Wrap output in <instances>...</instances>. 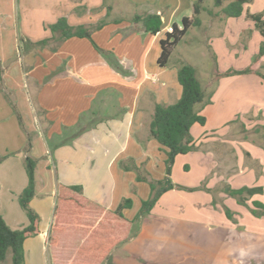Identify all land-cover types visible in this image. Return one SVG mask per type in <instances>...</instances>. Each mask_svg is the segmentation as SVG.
<instances>
[{
  "label": "crops",
  "instance_id": "obj_1",
  "mask_svg": "<svg viewBox=\"0 0 264 264\" xmlns=\"http://www.w3.org/2000/svg\"><path fill=\"white\" fill-rule=\"evenodd\" d=\"M206 1L201 4L200 26L196 29L218 31L223 18L211 19V16L222 14L221 8L232 0H222V7L214 6L216 9H208V12L204 7ZM195 2L0 0V216L12 230L28 224L17 199L27 185L25 159L36 162L35 196L29 205L40 219L36 235L23 244L25 264L35 259V253L40 257V264H61L56 256L59 247L65 244V232L60 234L57 246H51L48 241L59 185L81 187L84 199L109 217L122 200L130 198L132 208L123 211L124 219L130 222L135 215H127L135 208L136 200L139 201L138 212L141 201L149 196L148 184L136 181V171L130 170L131 166L138 170L143 166L152 180L164 177L165 151L149 138V124L154 105L175 103L181 88L176 79L178 59L169 67L168 63L166 67L157 64L159 41L172 25L180 28L182 18L193 16ZM263 6L264 0H252L244 8L250 14H258L264 13ZM145 14L160 17L162 26L156 35L144 32L140 23H116ZM60 18H64L70 27L89 30L90 39L71 38L59 45L50 42L44 49L32 45L22 49L20 39L35 44L50 38L46 28ZM101 23L105 25L97 30ZM259 60L263 61L264 55ZM214 73L212 71L211 75ZM227 78L235 83L240 81V88L235 90L240 95L249 92L242 86L249 79L258 85L255 91L264 90V80L253 71ZM205 109H201L206 118L204 126L194 125L190 129L195 149L177 156L173 166L182 162L186 172H190L191 167L197 170L202 188L204 185V190L218 192L219 199L228 198L224 201L228 205H234L231 199L234 197L225 191L260 188L261 194L249 199L258 198L264 206V168L256 165L250 172L247 169L250 159L247 141L258 138L259 134H249L243 123L227 121L228 126L221 133L223 139L217 138V133L213 132L215 128L206 131L209 117L203 113ZM221 121L216 126L225 124ZM173 166L170 178L173 177ZM208 178L210 180L204 182ZM176 192L175 188L164 193L139 223V229L123 242L118 251L123 264H179L175 257L182 256V250L164 246L167 236L179 239L178 229L187 226L170 221L203 223L208 227L210 217L218 215L222 218L223 212L210 206L209 198L214 196L202 191L199 193L202 199L196 201L198 209H193L196 212L192 218L184 217L186 207L181 204L177 208L173 206L177 213L171 215L165 208L156 210L162 203L173 201ZM203 207L209 221L202 219ZM197 216L200 217L194 219ZM259 218L257 222L264 220V216ZM86 221L95 227L99 220L92 216ZM87 223L80 225L84 233L89 231ZM214 225L223 228L210 233L216 235L224 230L227 231L224 235L231 241L234 238L241 240L233 242L239 246L238 250L223 249L225 254L240 255L235 264L246 261L243 257L246 254H253L252 247L246 251L240 246L264 247V230L261 228L254 231L244 227L246 230L240 232L236 229L242 228V223L236 221ZM66 228L73 233L69 244L74 254L84 239L76 234L80 228ZM246 238L249 243L242 242ZM208 252L214 254L216 249L210 248ZM170 255L174 258H168Z\"/></svg>",
  "mask_w": 264,
  "mask_h": 264
},
{
  "label": "rangeland",
  "instance_id": "obj_2",
  "mask_svg": "<svg viewBox=\"0 0 264 264\" xmlns=\"http://www.w3.org/2000/svg\"><path fill=\"white\" fill-rule=\"evenodd\" d=\"M228 1L230 0H227L226 2ZM214 6V0H207L204 3L206 12H208V9H216L214 8ZM221 17L223 18L222 26L220 29H218V31L214 30L209 32L198 30L195 27L190 28L186 35L178 43V45L175 46L173 54L168 60L167 67L176 63V60L178 59L177 63L188 64L196 69V76L201 83L206 99H209L210 103H212V106L209 104L211 108L207 105L204 107L206 109L203 113L206 115L208 114L209 117V126L208 128L206 127V131L215 128L213 132L217 133L216 137L223 139L221 138V133L228 126L226 125V122L233 121L238 124L243 123L242 125L249 132V134H259H257L258 138L255 137L247 141L249 145V150L247 151L250 157V159H248L249 164L247 166V169L250 172L251 170H254V167L256 165H260L263 169L264 90L261 89L260 92L255 91L258 88V85L255 84L254 81L249 79L247 83L245 82L246 84H242L243 88H247L249 92L247 94L240 95L235 91L236 89L240 88V81H238V83H235L233 80H230V78H227L230 76H224L228 71L235 69L237 70L240 68H250L256 76H258V73L264 75V60L260 61L259 59H257L256 61H254V58L258 53L261 37L258 31L254 28L253 24L245 18V15L240 19H229L225 17L224 14H219L217 16L212 15L211 19H220ZM212 71H214L215 73L211 75ZM231 91L232 94L228 95L227 93ZM221 120H223L225 124L222 126H216L218 122H222ZM173 169V177H171V180L173 184H177L175 185L176 190L178 191L176 192L177 197L169 203H162L160 207H157V211H162V209L165 208L167 211H169L168 215H171L175 212L173 206L177 208V206L179 207V204H181L182 206L186 207V210L184 211L186 215L184 217L192 218L196 212L193 211V209H198L196 207V201L202 199L199 198V196H201L199 193L202 191L209 194L210 196H214V198H211L212 200L209 198L210 206L212 207V209H219L221 212H223V215L222 218H218V215H215L213 217L209 216L211 223L207 225L208 227L203 226V223H200L202 225H197V223L191 224V222L189 223L186 221H183L184 223L170 221L176 225H186L187 227L184 226L183 228L178 229L181 233L179 239L172 236H167L166 246L164 247H176L182 250L181 253L183 255L175 257V259L179 261V264H235L236 260L240 258V255L235 253L225 254L224 250L229 248L238 250L239 246H237L233 242H241V240H235L234 238V240L231 241L228 236L224 235V233L227 232L224 230H220L217 232L218 234L220 233L222 235H214L209 231L219 230L218 228H223L220 227V225H214V223H230L235 221L238 224L242 223L243 227L240 229H236L240 232L246 230L244 227H248L252 230L254 229V231H257V228H261L264 230V220L257 222V220L260 219V216L253 215L255 211L259 212V210L253 205V202H262H260L258 198H253L251 200L248 199L245 202V205L240 204L238 206L236 205L239 203L238 198H231L234 205H228L227 203H224V201H227L228 198L224 197L222 199H219L217 196L218 192H209L207 190H204V185L202 188V183L199 181L200 177H198L197 170L191 167V171L186 172L182 162L177 163L176 166H173ZM136 174L140 177H147L151 180L150 176L145 173L143 166H141V169H139ZM251 176L252 175H250V177ZM209 180L210 179L208 178L204 182H207ZM133 191L134 190H132V192ZM135 204V208L131 210L127 216H130L132 214L135 215L139 207V201L136 200ZM83 207L84 210L82 212L80 222L75 228L81 229V231L79 229L78 233L76 234L81 235L82 239H84V243H81V245L78 246L75 253L73 254L71 252V244H69L71 240L69 238L72 237L73 233L67 230V226H63V232H65L66 234L65 244L59 247L56 256L59 263L61 264H100L98 263V261L84 260L76 257L77 250L81 247H87L89 244L87 236L88 233L94 228V226L90 222L87 223L86 220L90 219L92 216H94V218L96 217V219L99 220L98 223L103 224L102 227L104 229L114 230V233L111 235V237L115 241H117L118 244L109 252L108 256L113 254V252H118L121 249L123 242L127 240L130 235H133V233L140 227V225L138 224H130V222L128 223L119 219L117 220L113 216L109 217L108 214L102 212V210H96V208L94 207L86 205H84ZM236 208H238L239 212ZM19 210L20 212H23L21 208ZM205 210L206 209L203 207L202 211L204 218L202 217V219H206V221H209L208 216L205 217V215L207 214V211ZM226 210L231 213V218L226 216ZM97 217H99L100 219ZM199 217L200 216H197L194 219H198ZM85 218L86 220H84ZM83 222H85V224ZM86 223L88 225L87 229H89V231L84 233L80 225L86 226ZM147 225L149 226L150 224L148 223ZM193 231L198 232L196 233V235H190L191 233H193ZM247 232L256 233L248 230ZM59 236L60 235H57L56 237L57 243L55 246H57L59 243ZM49 238H51L50 233L48 235V241ZM251 241H254V239ZM242 242L249 243V239L246 238ZM240 247H242L246 251L249 249V247H252L253 252V254H246L245 256H243L246 258V261L240 260L241 264H264V247H253L250 245H244ZM210 248L216 249V252L214 254H209L208 249ZM120 258L123 257H121L120 252H118L113 256H109V258L103 261L101 264H123L120 261ZM168 258L173 259L174 256L170 255L168 256ZM10 259V253H8L5 261L0 264H11ZM28 264H40V257H38V255L35 253V259L28 260Z\"/></svg>",
  "mask_w": 264,
  "mask_h": 264
},
{
  "label": "trees",
  "instance_id": "obj_3",
  "mask_svg": "<svg viewBox=\"0 0 264 264\" xmlns=\"http://www.w3.org/2000/svg\"><path fill=\"white\" fill-rule=\"evenodd\" d=\"M203 1L196 0L193 4V16L191 18H182L180 28L177 25H172L171 32L165 33L164 38L159 41L160 54L157 64L160 67L167 66L173 49L186 35L188 30L200 26L199 14L202 10L201 4ZM251 2L252 0H232L222 7V0H214V5L215 7H222L221 12L227 18L237 19L245 15V18L253 24L261 37L258 53L254 58V61H256L264 55V13L250 14L248 11H245L244 6ZM124 21L133 25L140 23L143 26V31L150 35L159 33L162 26L160 17L155 14L135 15L130 20H118L116 23L120 24ZM104 25L105 23H101L96 29L98 30ZM46 29L51 35L50 38L41 40L35 44L20 40L22 49H28L29 45L44 49L50 42L59 45L71 38L90 39L91 33L84 27H70L64 18L58 19L56 23L49 25ZM250 73H252V70L246 68L244 70H230L224 76H237ZM258 76L264 80V75L258 73ZM176 79L181 88L179 99L171 105L155 104L149 124V138L156 141L165 151L164 177L161 180H150L147 177H140L136 174L137 182L148 184L149 196L146 200L141 201L140 208L130 221V224L139 225L142 219L151 212L160 197L164 193L176 188L170 178L175 158L180 155H186L195 149L190 129L194 125L204 126L206 122V118L201 114V109L210 104V100L206 99L201 83L196 76L195 68L188 64L178 63ZM24 163L27 185L17 200L18 205L25 212L28 224L22 229L12 230L0 216V263H3L8 253H10L11 264H25L23 244L26 239L36 235V227L40 219L29 205L35 196L36 162L31 158H26ZM130 170L136 171L135 173L138 171L134 166H131ZM225 192L234 198H238L239 204L245 205V202L250 197L261 194L262 190L260 188H242L239 190H227ZM84 205L93 207L84 199L81 187L63 185L57 187L53 219L50 226L51 238H49V244L51 246L56 245V237L63 232V226L76 229L75 227L80 222ZM253 205L259 210V212L255 211L253 215L264 216V206L257 202H253ZM131 208L132 200L126 198L119 203L112 212V215L117 220L129 223V221L124 219L123 211ZM96 210L98 209L96 208ZM225 214L231 218V213L228 210H226ZM102 225L101 223L96 224L88 233L89 244L87 247H81L77 250V258L98 261L100 264L108 259L109 252L118 242L111 237L114 230L104 229Z\"/></svg>",
  "mask_w": 264,
  "mask_h": 264
},
{
  "label": "built area",
  "instance_id": "obj_4",
  "mask_svg": "<svg viewBox=\"0 0 264 264\" xmlns=\"http://www.w3.org/2000/svg\"><path fill=\"white\" fill-rule=\"evenodd\" d=\"M169 32H171V27L168 29V32L167 33H169Z\"/></svg>",
  "mask_w": 264,
  "mask_h": 264
}]
</instances>
